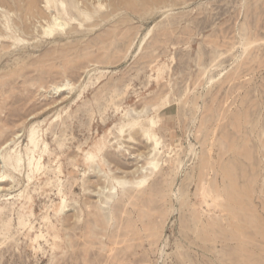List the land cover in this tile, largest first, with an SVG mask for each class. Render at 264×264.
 Returning <instances> with one entry per match:
<instances>
[{"label": "rangeland", "instance_id": "1", "mask_svg": "<svg viewBox=\"0 0 264 264\" xmlns=\"http://www.w3.org/2000/svg\"><path fill=\"white\" fill-rule=\"evenodd\" d=\"M0 175V264H264V0H0Z\"/></svg>", "mask_w": 264, "mask_h": 264}, {"label": "bare ground", "instance_id": "2", "mask_svg": "<svg viewBox=\"0 0 264 264\" xmlns=\"http://www.w3.org/2000/svg\"><path fill=\"white\" fill-rule=\"evenodd\" d=\"M35 2H36V0H34ZM49 2H47L46 4H48ZM31 5V4H30ZM61 5V4H60ZM61 6H63V5H61ZM65 6V5H64ZM30 8H31V6H30ZM29 8V9H30ZM64 9V8H63ZM66 9V8H65ZM33 11V10H32ZM68 11V10H67ZM79 11V10H78ZM34 12V11H33ZM59 12V11H58ZM60 15H62V14H60ZM63 16V15H62ZM58 18V17H57ZM53 19H55V18H53ZM60 19V18H59ZM58 19V20H59ZM63 20V19H62ZM56 21H57V19H56ZM55 22V21H54ZM61 23V22H60ZM54 24V23H53ZM56 24V23H55ZM66 24V23H65ZM57 26L59 25V22L56 24ZM56 25H54V26H56ZM63 26H64V24H62ZM62 25H59V27L60 26H62ZM66 26V25H65ZM51 27V29H49V33L51 32V30H52V26H50ZM49 28V27H48ZM147 135V134H146ZM30 143L31 144H34L35 145V143H36V140H35V138L33 137V138H31L30 139ZM157 146V144L156 143H154V148ZM159 147V146H158ZM157 149V148H156ZM42 152V151H41ZM29 153L32 155V154H35V152L34 151H29ZM41 154V153H40ZM33 156V155H32ZM32 156H30L29 155V157H31V158H33ZM36 156V155H35ZM40 156V155H39ZM13 159V158H12ZM31 160L32 159H30V158H28V162L29 163H31ZM88 160H92V158L91 157H88ZM24 160L22 159V157L20 156V155H18V154H16L15 155V158H14V163H15V165L13 166L14 167V170H21V168H22V162H23ZM33 161V160H32ZM37 161V160H36ZM6 162V161H5ZM37 162H39V160L37 161ZM5 164V163H4ZM7 165V164H6ZM33 165V164H32ZM11 166V165H10ZM35 166H36V164H35ZM25 167V166H24ZM27 167V166H26ZM41 167V166H40ZM31 168H32V166H31ZM261 168V167H260ZM9 169V168H8ZM30 169V168H29ZM10 170V169H9ZM36 171V170H35ZM9 174H10V172H9ZM8 174V175H9ZM33 174V173H32ZM1 176V175H0ZM10 176V175H9ZM8 176V177H9ZM3 177H4V175L2 176V177H0L1 178V180L3 179ZM30 177H32V176H30ZM14 180V179H13ZM29 180V179H28ZM252 197V196H251ZM24 219H22V221H23ZM45 220V219H44ZM22 223V222H21ZM24 223V222H23ZM23 227V226H22Z\"/></svg>", "mask_w": 264, "mask_h": 264}]
</instances>
